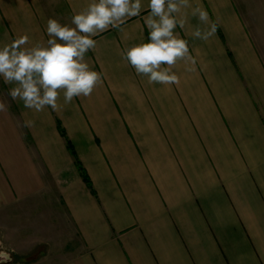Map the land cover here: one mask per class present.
I'll use <instances>...</instances> for the list:
<instances>
[{
  "label": "crops",
  "instance_id": "1",
  "mask_svg": "<svg viewBox=\"0 0 264 264\" xmlns=\"http://www.w3.org/2000/svg\"><path fill=\"white\" fill-rule=\"evenodd\" d=\"M89 3L0 0V47L44 43L49 18L74 27ZM148 3L93 37L85 59L102 83L90 96L66 104L61 92L36 112L0 77V211L48 195L68 216L70 250L33 264H264V0H189L174 31L196 64L175 66L178 85L122 59L148 42ZM197 6L217 25L207 41L192 36L209 26Z\"/></svg>",
  "mask_w": 264,
  "mask_h": 264
},
{
  "label": "clouds",
  "instance_id": "2",
  "mask_svg": "<svg viewBox=\"0 0 264 264\" xmlns=\"http://www.w3.org/2000/svg\"><path fill=\"white\" fill-rule=\"evenodd\" d=\"M190 7L189 0H149V15L143 17L148 42L122 51V59L137 75L146 76L150 84L178 85L180 77L173 69L180 62L186 65V71L195 70L196 60L190 54L188 41L174 31L177 26H185L186 21L179 14ZM142 10V0H91L72 16L74 27L49 18L46 42L29 47V37L23 35L0 47V77L6 84L14 85L8 95L36 112L45 107L56 109L61 92L66 104L75 97L90 96L102 83L101 73L92 70L85 59L86 53L96 48L93 37L110 28H120L127 19L140 16ZM191 14L209 25L205 30L197 27L192 36L207 41L217 25L209 24V15L200 6L193 8ZM5 107L0 102V109ZM33 125L34 121L21 123L22 127Z\"/></svg>",
  "mask_w": 264,
  "mask_h": 264
},
{
  "label": "rangeland",
  "instance_id": "3",
  "mask_svg": "<svg viewBox=\"0 0 264 264\" xmlns=\"http://www.w3.org/2000/svg\"><path fill=\"white\" fill-rule=\"evenodd\" d=\"M55 201L45 195L0 211V264H33L70 250L74 231ZM47 262L53 264L52 259Z\"/></svg>",
  "mask_w": 264,
  "mask_h": 264
},
{
  "label": "trees",
  "instance_id": "4",
  "mask_svg": "<svg viewBox=\"0 0 264 264\" xmlns=\"http://www.w3.org/2000/svg\"><path fill=\"white\" fill-rule=\"evenodd\" d=\"M62 133H63L64 136H66L64 130H62ZM67 147H68V149L70 150L71 154L74 156V158H75V162H76L77 166L79 167V169L81 170V172H83V166L81 165L80 160H79V158H78V156H77V153H76V151H75V148L73 147V145H72V143H71V141H70L69 139H67ZM84 179L86 180L87 184H88L90 187H92L91 181H90V179L88 178V176H87L86 173H85V175H84Z\"/></svg>",
  "mask_w": 264,
  "mask_h": 264
}]
</instances>
